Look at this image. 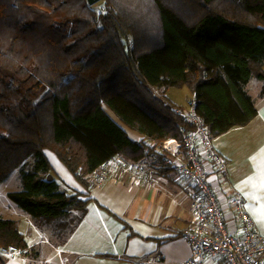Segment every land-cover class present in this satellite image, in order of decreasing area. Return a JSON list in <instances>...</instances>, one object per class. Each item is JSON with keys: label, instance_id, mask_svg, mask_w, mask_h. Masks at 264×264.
I'll return each instance as SVG.
<instances>
[{"label": "trees", "instance_id": "1", "mask_svg": "<svg viewBox=\"0 0 264 264\" xmlns=\"http://www.w3.org/2000/svg\"><path fill=\"white\" fill-rule=\"evenodd\" d=\"M105 5L99 15L88 0H0V183L19 169L23 187L10 199L60 242L89 200L61 187L46 150L84 181L116 156L150 155L148 140L191 130L155 86H187L217 137L256 116L247 85L264 82V0ZM104 106L145 139L133 141ZM9 245L28 249L18 222L0 216V248Z\"/></svg>", "mask_w": 264, "mask_h": 264}, {"label": "crops", "instance_id": "2", "mask_svg": "<svg viewBox=\"0 0 264 264\" xmlns=\"http://www.w3.org/2000/svg\"><path fill=\"white\" fill-rule=\"evenodd\" d=\"M250 83L247 91L255 103L256 116L247 124L234 126L212 138L228 159L230 182L241 191L247 210L264 234V187L261 186L264 184V96L261 95L264 82H258L255 95L249 93ZM173 87L176 86L162 87L161 92L175 103L167 96ZM188 92L189 101H194L190 89ZM118 124L133 141L145 139L134 129L131 136L129 127L121 121ZM162 142L147 143L148 149L153 150L141 159L148 164L144 169L147 174L127 173L123 180L116 177L94 180L92 173L88 180L83 177L84 181H75L56 154L46 150L53 168L51 174L67 193H81L84 200L88 199L87 210L76 230L60 242L52 226H37L30 215L7 203L6 208L0 209V216L18 222L28 236L25 238L28 249L14 257L1 253L6 258L5 264H185L191 256V246L182 237V231L193 222L188 183L174 169L155 168L164 164V154L157 150ZM209 180L221 204L230 211L227 184L215 173L209 175ZM32 249L37 251V256ZM205 264L216 262L207 260Z\"/></svg>", "mask_w": 264, "mask_h": 264}, {"label": "built area", "instance_id": "3", "mask_svg": "<svg viewBox=\"0 0 264 264\" xmlns=\"http://www.w3.org/2000/svg\"><path fill=\"white\" fill-rule=\"evenodd\" d=\"M96 4L89 6H93L99 15L106 13L104 3ZM176 111L188 121L191 130L182 140L170 138L157 147L164 154V164L155 165V168L165 166L174 169L188 183L193 222L182 231V237L191 246V256L185 264H205L207 260L216 264H264V234L247 210L241 191L230 182L228 159L216 148L196 110V102H189L188 112L180 108ZM119 159L116 156L101 166L100 171L97 170L100 181L117 169L114 165L120 164ZM147 165L142 160L127 163L120 173H146ZM212 173L230 190V211L225 209L215 193L209 180ZM0 251L7 257L22 253L15 245L1 247Z\"/></svg>", "mask_w": 264, "mask_h": 264}, {"label": "rangeland", "instance_id": "4", "mask_svg": "<svg viewBox=\"0 0 264 264\" xmlns=\"http://www.w3.org/2000/svg\"><path fill=\"white\" fill-rule=\"evenodd\" d=\"M105 1L106 0H101V1H99L97 4H105ZM96 4V5H97ZM260 80H258L257 78H252V80L250 81L251 83H250V92L249 93H251L252 95H255L256 94V87H257V85H258V82H259ZM162 88V87H161ZM161 88H159V87H157V86H155L154 87V90L156 91V92H158V94H159V96H161V98H164V95H162V92H161ZM249 88V87H248ZM189 91V89L186 87V86H183V87H173V88H171L170 90H169V92L167 93V96H169L172 100H174V104L178 107V108H180V109H182L183 111H186V112H188L189 111V95H190V93L188 92ZM249 91V90H248ZM104 109L106 110V112L113 118V119H115L118 123L120 122L119 120H118V118L115 116V114L109 109V108H107L106 106H104ZM127 127V126H126ZM128 132H129V134L131 135V136H134V134H135V131L134 130H132V129H130V128H128ZM146 141V140H145ZM149 141L150 140H148L147 141V143H149ZM150 144V143H149ZM51 160H52V162H53V164L54 165H57V163L58 162H56V160L53 158V157H51ZM119 161H120V164L119 165H114V166H116V168L117 169H115V170H113L112 172H110L107 176H106V178L103 180V181H106V179H108V178H118V179H121L122 178V180L124 179V177L125 176H127V172H124V173H120L121 172V168H122V166H123V164H122V161H124L125 162V159L123 158V157H120V159H119ZM63 162H61V164H62ZM62 165H65L64 163L62 164ZM66 167V166H65ZM110 168V167H109ZM108 168V169H109ZM68 169V168H67ZM100 169L101 168H99V171H100ZM69 170V169H68ZM70 171V170H69ZM71 172V171H70ZM97 172L98 171H96L95 173H94V175H95V177H93L94 178V180L95 179H97L98 178V176H97ZM79 174H80V172H79ZM111 175V176H110ZM91 176V175H90ZM72 177H73V179L75 180V181H78V182H81V180L80 179H78L74 174H72ZM83 177H85L87 180H88V178H89V174L88 175H86V176H83ZM23 187V184H22V181H21V175H20V170L18 169V170H15L10 176H9V178H7L4 182H2V183H0V209L1 208H6V205H7V203H13L16 207H19L14 201H12L11 199H10V197H9V193H10V191H16V190H22L21 188ZM19 209L21 210V211H23L20 207H19ZM24 212V211H23ZM18 228H19V231L22 233L23 231H21V229H20V225H18ZM23 235H25V238L27 239L28 238V236L26 235V232H23ZM27 236V237H26ZM25 239V240H26Z\"/></svg>", "mask_w": 264, "mask_h": 264}, {"label": "water", "instance_id": "5", "mask_svg": "<svg viewBox=\"0 0 264 264\" xmlns=\"http://www.w3.org/2000/svg\"><path fill=\"white\" fill-rule=\"evenodd\" d=\"M99 1H101V0H88V3H89L90 5H93V4L98 3ZM122 164H123V165H126V162L122 161Z\"/></svg>", "mask_w": 264, "mask_h": 264}, {"label": "snow or ice", "instance_id": "6", "mask_svg": "<svg viewBox=\"0 0 264 264\" xmlns=\"http://www.w3.org/2000/svg\"><path fill=\"white\" fill-rule=\"evenodd\" d=\"M261 186L264 187V184H262Z\"/></svg>", "mask_w": 264, "mask_h": 264}]
</instances>
